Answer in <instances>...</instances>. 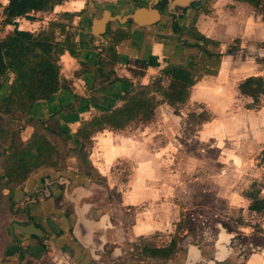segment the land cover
I'll list each match as a JSON object with an SVG mask.
<instances>
[{"label": "rangeland", "instance_id": "1", "mask_svg": "<svg viewBox=\"0 0 264 264\" xmlns=\"http://www.w3.org/2000/svg\"><path fill=\"white\" fill-rule=\"evenodd\" d=\"M110 2L117 0H87L85 7L98 11ZM87 9L30 13L32 19L18 17L16 24L34 33L53 30L57 40L70 34L78 47L82 29L72 21ZM52 22L64 26L52 27ZM195 22L214 36L208 37L213 42L209 47L216 53L179 46L164 59L184 64L192 74L186 101L164 110L157 107L150 118H135L122 128L92 132L84 143L86 162L74 157L59 161L66 175L75 176L77 168L89 177L96 190L93 199L106 207L110 225L106 257L93 259L81 248L68 247L71 264H172L192 247L202 251L195 264H264V214L249 209L251 196L264 197V92L253 101L238 89L248 76L264 78V19L243 0H206L193 16L189 34H196ZM85 23L82 19L80 24ZM105 56L104 70L113 71L117 60ZM161 78L167 86L168 79ZM116 83L99 90L91 86V93L115 95ZM84 94L77 112L88 108ZM101 112L92 111L87 119ZM56 118L67 128L63 116ZM79 121L80 127L84 120ZM67 130L72 138L74 132ZM119 140L131 144L126 153L114 151ZM69 145L76 144L71 140ZM8 209L0 198V243L12 217ZM170 245L174 252L167 258L144 250ZM222 246L224 256L216 259L213 254ZM30 258L24 264H56L39 251Z\"/></svg>", "mask_w": 264, "mask_h": 264}, {"label": "crops", "instance_id": "2", "mask_svg": "<svg viewBox=\"0 0 264 264\" xmlns=\"http://www.w3.org/2000/svg\"><path fill=\"white\" fill-rule=\"evenodd\" d=\"M73 1L75 0H65L55 5L52 11L70 13L72 11L80 12L85 8L87 2V0H80L81 7L77 10H71V3ZM6 2L7 0H4L3 3L6 4ZM136 4L137 3L131 0H117V2H110L108 8L113 10V12L126 14L133 10ZM139 4L143 5L145 3L140 1ZM143 15L144 19H149L151 17L150 10H146ZM76 18L78 20L74 19L72 24L80 26L82 29L80 34L81 37L84 38L80 43L78 42V54L77 56H72L68 51H64L58 59L59 75L62 79L66 80L65 85L67 88L59 89L50 100L40 99L36 101L29 114V116L34 119L42 120H46L52 115H55V117L63 116V119L68 122L66 124L67 128L63 125L61 126L74 133L79 128V120H84V122L88 121L86 114L92 111L98 112V110L102 112L110 111L121 106L123 103L122 97L125 95V92H131L133 88H136L138 85L151 84L155 78L153 74L158 71V75H160L161 70L167 64L165 61L166 55L164 53H168L169 55L173 51V47L166 48L167 41L158 40L150 36L155 34L153 26L137 27L132 23H119L118 27L126 30L125 32L128 30V32L126 36L123 34L124 36L120 37L114 46L115 54L117 55V68L114 67L113 69L117 77L125 78L131 84L118 82L116 84L119 87V92L113 95L107 93L105 90H103L104 92L98 91L100 94L107 93L100 97L98 93H91V86L98 90L110 86L107 81H95L93 77L92 71L94 63L98 60L101 53H99V48L85 42V32L82 28L83 25L80 24L82 18L79 16H76ZM15 21H18V18ZM13 25L11 24L10 27ZM193 26L196 27L195 29L198 32L214 38V36L204 30L198 22H195ZM18 28L27 29L21 25ZM156 48L157 50H155ZM150 56H155L157 62L161 64L136 65V63H133V61L137 59L148 61ZM120 66H123V68ZM118 68L119 72L117 73L116 69ZM12 79L13 74L8 73L6 79L2 85H0V98L8 91V86L11 84ZM163 83L164 80L162 78L161 86L166 88ZM83 94L86 101L88 100V108L85 111L77 112L75 111V109H77L75 108L76 104L78 103V106H80V104L85 103L81 101ZM154 94L157 99L162 98L159 93L155 92ZM168 105L169 104L166 102H161L156 105L153 111H155L157 107L164 110V108L172 106ZM68 107L73 109L69 113L66 111ZM61 109H63V112L58 114V110ZM76 116L78 117L77 119ZM21 124L22 130L23 128L24 130H21L20 137L23 141H26L33 132V126L25 121H22ZM23 132L26 134H23ZM125 140H119L114 151L126 153L125 148L131 146V144H126ZM127 152H129V150H127ZM72 157L76 158L75 156H69L66 159ZM62 168L63 167L60 165L37 168L24 181L17 185L13 191L9 189L2 190V194L7 195L9 198L12 197V201L9 200L8 209L9 213H12V217L9 219L4 229L5 239L0 243V264H24L26 257L29 256L30 258L31 254L37 251H39L42 256H47L50 261H54L56 264H71L72 256L70 255L68 247H71V249L75 247L81 248L84 250L83 252H88L93 259H101V253L105 252L109 242L106 239V230L110 227V225L107 224L109 217L106 207L104 204L96 202L95 199H93L96 190L93 189L91 184H88L89 177H86V174L74 168L76 172L75 176L67 177L66 174L62 172ZM59 175L60 177H58ZM56 177L58 178L55 180L54 178ZM69 177L72 178L71 180H73V182L78 181L79 183H72ZM54 181L58 184L63 183L61 191L59 190V192H56L57 188L51 185ZM43 184L45 186L43 190L44 197L39 192L40 186ZM48 186L50 187L48 188ZM50 188L53 196L61 195L63 208H65V206L69 207L71 214L69 219L65 222L62 220V211L64 209L58 206L59 204L56 205L54 203V197L50 194ZM76 220L80 222L76 224ZM30 221L44 230L46 234L44 245L35 236H16V229L12 226V223L18 222L26 224ZM83 229H88V232L83 233ZM76 233L86 237V245L77 238ZM193 249L194 247L188 249L187 253ZM217 252H219L218 249ZM20 253H22L21 256ZM115 254L121 255L122 251L115 252ZM198 256H200V254Z\"/></svg>", "mask_w": 264, "mask_h": 264}, {"label": "trees", "instance_id": "3", "mask_svg": "<svg viewBox=\"0 0 264 264\" xmlns=\"http://www.w3.org/2000/svg\"><path fill=\"white\" fill-rule=\"evenodd\" d=\"M63 1L65 0H7L4 6L6 21L14 24L13 30L0 39V85L8 73L13 74L8 91L0 98V198L8 204L12 197L2 194L3 189L13 191L37 168L57 166L59 161L69 156L86 162L84 143L90 139L92 132L105 127L122 128L138 117L148 119L160 102H167L169 105L183 103L188 97V88L194 84V78L187 66L169 61L161 70L160 76L151 84L136 86V89L122 97L121 106L83 122L72 138L55 115L46 120L30 117L36 101L50 100L59 89L67 88L66 80L59 75L58 59L64 51H68L72 56H77L78 51L70 34H66L62 40H57L53 30L34 33L19 29L14 19H32L30 13L50 12L55 5ZM243 1L258 8L264 19V0ZM91 12L87 11L86 17ZM51 25L59 28L64 26L60 22H52ZM109 57L113 60L116 58L113 48L109 49ZM102 61L104 60L98 58L95 62L99 65L95 69L96 77H101V81H107L109 85L116 82L128 83L126 79L113 76V71H105V63ZM150 64L154 65L156 62L151 60ZM161 77H167L169 80L166 88L161 86ZM238 89L240 93L257 101L259 94L264 92V78L248 76L239 83ZM155 91H159L161 99L156 98ZM71 110V107L66 109L68 113ZM20 121L33 126V132L26 141L20 137ZM71 140L76 144L75 147L69 145ZM251 198L249 209L264 214V197ZM144 250L149 255L167 258L174 252V247L170 245Z\"/></svg>", "mask_w": 264, "mask_h": 264}, {"label": "flooded vegetation", "instance_id": "4", "mask_svg": "<svg viewBox=\"0 0 264 264\" xmlns=\"http://www.w3.org/2000/svg\"><path fill=\"white\" fill-rule=\"evenodd\" d=\"M131 1H134V3H137L136 6H138V5H142V4H139L140 1H143L145 4H147L151 0H131ZM205 1L206 0H188L187 5L177 6L175 8L176 13H171V12L167 11V9H166L167 8L166 4H167L168 0H156L155 4H154V2L152 3V6L159 9L161 16H160V19L158 21L149 25V26H153L154 33H155L154 35H150V36H152V38H157L158 40L167 41L166 42V48L167 47H170V48L173 47V49H178L180 46L181 48H186V49L187 48H195V49H197V51L204 50L206 53H209V54L216 53L215 50H213L212 48L209 47L211 45V43H213V42L210 38H208V36H205L204 34L198 32L195 28H194V31L196 32V34L192 35V34L188 33V31L190 29L189 24L193 20V16L198 11V9L204 4ZM85 9H87V7H85L84 10ZM91 10H92L91 8H88L86 10V12L91 11ZM85 13L82 16V19H84L86 22L85 25H83V27H82L83 31L85 32V36H86L85 42H87L91 46H95V47L99 48V53H101L99 59L105 60L106 59L105 54L109 53L110 48H113V50L115 52L114 46L116 45V43L118 42L120 37H122L124 35L126 36V33L128 32V30H127V32H125L126 30H123V29L118 27V25H119L118 21H113V22L108 23L106 25L105 31L103 33H101V37H96L89 32L90 21H91L92 16L94 15V13H91L87 17H86ZM124 23L134 24V22L131 21L130 19H128ZM164 48H165V45H164ZM191 50H193V49H191ZM164 54L166 55V58H168V53H164ZM115 60H117V55L113 61H115ZM151 60H154V62H156V64H154V65H158L157 58L155 56H150L148 61H142V60L137 59V60H134L133 63H136V65L137 64L145 65V64H150ZM167 64H168V62H167ZM98 66L99 65L97 63H94V68H93L94 72H95V69L98 68ZM112 70L114 71L113 68H112ZM114 75H116V74H113V76ZM94 80L96 81L95 78H94ZM99 81H101V80H99ZM101 82H104V80ZM101 84H103V83H101ZM128 84H131V83L128 81ZM126 93L127 92H125V94ZM66 176L68 177L69 175H66ZM58 177H60V175ZM58 177H56L54 179L56 180ZM70 177H69V179L72 183H74V184L79 183L78 181L73 182V180H71L72 178H70ZM51 185L52 186L54 185L57 188L56 192H59V190L61 191L63 188V183L58 184L54 181L53 183H51ZM50 186H48V188ZM44 188H45V186L43 184L42 186H40V189H39V192L42 194L43 197H44V195H43ZM50 194L52 195V197H54V199H53L54 203L56 205L59 204L58 206L63 208V202H61L63 200H62L61 195L59 194V195L53 196L51 188H50ZM63 209L64 210L62 211V220H63V222H65L69 219L71 212H70L68 206H65V208H63ZM199 251H200V255H201L202 251L201 250H199ZM84 254L87 256L89 255L88 252L87 253L84 252ZM227 254H230V253L227 252ZM21 255H22V253H20V256ZM106 255H107L106 252L101 253V259L106 257Z\"/></svg>", "mask_w": 264, "mask_h": 264}, {"label": "water", "instance_id": "5", "mask_svg": "<svg viewBox=\"0 0 264 264\" xmlns=\"http://www.w3.org/2000/svg\"><path fill=\"white\" fill-rule=\"evenodd\" d=\"M155 1L156 0H151L147 4L138 5L132 11L127 12L126 14L113 12V10H111L108 7L102 8L101 10L99 9L98 11L97 9H95L92 11L94 12V15L92 16L90 21L89 32L96 37H101V33L105 31V27L108 23H111L113 21L124 23L128 19L133 21L137 27L149 26L155 23L156 21H158L161 16L159 9L152 6V3L154 2L155 4ZM187 4H188V0H168L166 4L167 7L166 9L171 13H176L175 8L177 6H185ZM146 10H150L151 12V17L149 19H144L143 13ZM166 113L170 117L174 118V115L172 113L168 111H166ZM79 222H80L79 220H76V224H78ZM12 226L16 229L15 234L17 237L25 236V235L35 236L44 245V239L46 234L44 230L41 227L35 225L34 222L30 221L26 224L13 222ZM87 230L88 229H83V233H87L88 232ZM76 236L84 245L87 244V240L86 237H84V235H80L76 233ZM199 254L200 251L197 248H194L192 251H189V253L185 255V258L183 260L172 264H195L196 260L197 259L199 260L201 258L200 256H198ZM213 255L215 256L216 259H221L224 256L223 252L221 253L220 251L214 252Z\"/></svg>", "mask_w": 264, "mask_h": 264}, {"label": "built area", "instance_id": "6", "mask_svg": "<svg viewBox=\"0 0 264 264\" xmlns=\"http://www.w3.org/2000/svg\"><path fill=\"white\" fill-rule=\"evenodd\" d=\"M4 6L5 4L1 2L0 4V35L2 38L4 37L3 30H7V28H10L11 24L13 25V23H9L6 21V15L4 13ZM17 18H15L14 20H16Z\"/></svg>", "mask_w": 264, "mask_h": 264}, {"label": "bare ground", "instance_id": "7", "mask_svg": "<svg viewBox=\"0 0 264 264\" xmlns=\"http://www.w3.org/2000/svg\"><path fill=\"white\" fill-rule=\"evenodd\" d=\"M71 4H72V7L76 8V9H78V8L81 7V1H80V0H77V1L75 0V1H73ZM225 237H226V236H225ZM225 237L222 236V239L226 240L227 238H225ZM220 252H221V253L223 252V254L225 253L224 246L221 247Z\"/></svg>", "mask_w": 264, "mask_h": 264}]
</instances>
